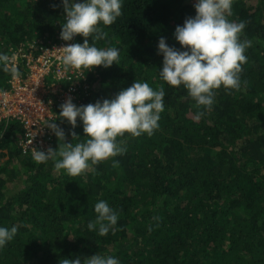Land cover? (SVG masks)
<instances>
[{
  "label": "trees",
  "instance_id": "1",
  "mask_svg": "<svg viewBox=\"0 0 264 264\" xmlns=\"http://www.w3.org/2000/svg\"><path fill=\"white\" fill-rule=\"evenodd\" d=\"M194 3L123 0L122 15L96 42L118 48L120 63L87 70L77 106L112 99L134 81L166 93L151 136L117 138L125 154L70 176L52 159L38 163L23 153L20 120L0 126V227H18L0 249V264H62L96 253L120 264H264V0H232L228 18L246 24L247 63L240 89L215 90L209 110L158 74L159 39L181 48L175 28L195 15ZM64 15L61 0H0V53L56 36ZM11 77L0 68V87ZM62 104L55 100L57 117L48 122L65 133V141L54 134L53 150L87 139L82 122L73 128L60 120ZM100 200L119 215L105 236L87 227Z\"/></svg>",
  "mask_w": 264,
  "mask_h": 264
},
{
  "label": "clouds",
  "instance_id": "2",
  "mask_svg": "<svg viewBox=\"0 0 264 264\" xmlns=\"http://www.w3.org/2000/svg\"><path fill=\"white\" fill-rule=\"evenodd\" d=\"M65 23L61 25L60 38L73 41L77 35L83 43H69L59 48L60 59L65 70L109 68L119 66L120 53L116 47H97L96 42L104 40L108 33L103 27L111 26L122 15L123 0H61ZM195 15L185 19L183 25L175 28L174 37L181 48L169 46L165 37L158 41V55H162L159 77L173 87L183 86L197 107L211 109L215 90H239L242 65L247 63L246 49L249 41L241 40L246 24L235 22L231 15L232 0H195ZM91 37V42L88 38ZM15 57L0 53V68L10 72L13 79L20 77L17 67H10ZM165 91L154 90L147 82H136L121 90L112 99L97 100L94 104L77 106L69 96L60 105V120L75 128L79 120L83 124L84 142L73 145L65 143L57 150L47 152L34 149L33 159L38 163L55 161L54 169L63 170L70 176H78L91 166L111 157L126 153L127 149L118 137L125 133L132 137L143 134L151 136L159 128L164 111ZM203 111L196 117L200 118ZM59 140L65 141V133L55 122L48 124ZM72 137H79L72 132ZM59 159H56V157ZM118 164V161H114ZM97 214L87 225L89 231L105 236L118 223L119 215L105 200L94 205ZM98 226V227H97ZM18 227H0V249L11 242ZM62 264H120L112 255L94 254L76 259H63Z\"/></svg>",
  "mask_w": 264,
  "mask_h": 264
},
{
  "label": "built area",
  "instance_id": "3",
  "mask_svg": "<svg viewBox=\"0 0 264 264\" xmlns=\"http://www.w3.org/2000/svg\"><path fill=\"white\" fill-rule=\"evenodd\" d=\"M57 33L53 37L44 34L11 48L8 56L15 60L10 67H17L20 77H11L5 87H0V126L12 119L20 120L23 132L19 145L24 154L31 156L34 149L47 152L53 148L54 133L47 126L49 120L57 117L53 111L55 100L64 103L70 96L78 105L80 88H88L83 83L88 69L66 71L60 59L59 48L76 43L77 36L66 42L60 38L59 30Z\"/></svg>",
  "mask_w": 264,
  "mask_h": 264
}]
</instances>
